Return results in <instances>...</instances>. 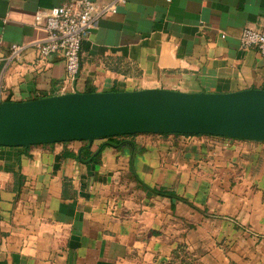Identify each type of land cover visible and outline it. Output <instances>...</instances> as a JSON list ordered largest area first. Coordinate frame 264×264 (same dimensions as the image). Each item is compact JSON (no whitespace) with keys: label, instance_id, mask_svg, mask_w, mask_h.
<instances>
[{"label":"crops","instance_id":"obj_1","mask_svg":"<svg viewBox=\"0 0 264 264\" xmlns=\"http://www.w3.org/2000/svg\"><path fill=\"white\" fill-rule=\"evenodd\" d=\"M66 1L0 0L1 99L264 88V56L239 43L245 27H264V0L117 2L83 39L74 81L62 56L39 62L34 44L36 14ZM13 43L24 45L17 55ZM123 138L92 161L83 151L105 138L0 146V264H171L180 245L178 264H264V140Z\"/></svg>","mask_w":264,"mask_h":264},{"label":"water","instance_id":"obj_2","mask_svg":"<svg viewBox=\"0 0 264 264\" xmlns=\"http://www.w3.org/2000/svg\"><path fill=\"white\" fill-rule=\"evenodd\" d=\"M136 133L264 140V88L181 91L162 87L0 98V146H30ZM80 154V153H79Z\"/></svg>","mask_w":264,"mask_h":264},{"label":"built area","instance_id":"obj_3","mask_svg":"<svg viewBox=\"0 0 264 264\" xmlns=\"http://www.w3.org/2000/svg\"><path fill=\"white\" fill-rule=\"evenodd\" d=\"M120 1L124 0L107 4H98L92 0H68L47 11H39L36 14V26L43 32V36L34 42L37 60L43 62L53 54L62 56L66 67V81H74L80 69L83 39L91 33L103 14L116 11V4ZM239 43L243 48H257L264 56V27H245L239 34ZM23 48V44L13 43L11 54L17 55Z\"/></svg>","mask_w":264,"mask_h":264},{"label":"trees","instance_id":"obj_4","mask_svg":"<svg viewBox=\"0 0 264 264\" xmlns=\"http://www.w3.org/2000/svg\"><path fill=\"white\" fill-rule=\"evenodd\" d=\"M112 90H117V88H113ZM88 91H94V89H89ZM42 96H44V95H39L35 98H39ZM166 134H169V133H166ZM176 134H182V133H176ZM132 135H135V134H123V135L106 137L105 141L99 146V148L96 152H92L89 149H85L83 151V155L80 157V160H82V161L96 160L98 158V156L100 155L102 148L104 146L112 145V146L119 147L122 144L126 143V140L123 137L132 136ZM187 135H200V134H187ZM28 147H30V146H23L24 149H27ZM154 191L160 195H165V196H170V197H176L177 196L175 192H173L171 190H167L165 188H158V189H155ZM187 256L188 255H187L186 250L183 248L182 245H180L179 247H177L173 251L171 264H177V262H185V257H187ZM187 263L188 264H197V263L192 262V261L187 262Z\"/></svg>","mask_w":264,"mask_h":264},{"label":"rangeland","instance_id":"obj_5","mask_svg":"<svg viewBox=\"0 0 264 264\" xmlns=\"http://www.w3.org/2000/svg\"><path fill=\"white\" fill-rule=\"evenodd\" d=\"M179 262H177V264H178Z\"/></svg>","mask_w":264,"mask_h":264}]
</instances>
